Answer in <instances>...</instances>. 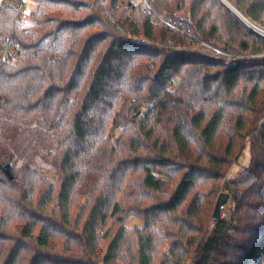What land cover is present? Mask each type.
<instances>
[{
	"label": "trees",
	"instance_id": "16d2710c",
	"mask_svg": "<svg viewBox=\"0 0 264 264\" xmlns=\"http://www.w3.org/2000/svg\"><path fill=\"white\" fill-rule=\"evenodd\" d=\"M31 1L27 34L0 4V119L55 149L41 170L0 150V264H264V38L235 12L264 30V0H147L231 67L133 0Z\"/></svg>",
	"mask_w": 264,
	"mask_h": 264
},
{
	"label": "rangeland",
	"instance_id": "374dc122",
	"mask_svg": "<svg viewBox=\"0 0 264 264\" xmlns=\"http://www.w3.org/2000/svg\"><path fill=\"white\" fill-rule=\"evenodd\" d=\"M3 0H0V4ZM135 4L140 3V0H133ZM27 8L28 11L26 14H29L30 11L37 10V4L30 1L27 2ZM236 11V10H235ZM236 14L240 17L242 21V26L246 31H254L256 32L253 27L251 26V23L243 17L239 12L236 11ZM185 15V14H180ZM28 17V16H27ZM256 26V25H255ZM258 30H261L264 32V30L260 29L259 27H255ZM257 33V32H256ZM264 38V37H263ZM120 130L115 131V135H119ZM54 142H53V134L49 132L46 129H43L41 127H37L35 125H31L30 128H26L24 125L15 123H8L2 119H0V150L1 153L16 154V160L12 164V166L16 169L20 168L23 165L31 164L38 169H42L41 162L37 159L35 153L37 150H54ZM250 147L247 144L246 149L244 150V153L240 157V159L235 162L227 172V174L224 177V182L227 183L230 179L236 178L241 171L247 169L250 167L251 162V154H250ZM7 166V165H6ZM4 168V167H3ZM46 173V170H44ZM4 169L0 170V179L4 178V175L6 173L4 172ZM48 177L56 181V172L52 171L48 173ZM230 199L226 203L224 207L221 208V212H223V218L229 217L231 215V210L234 207V204L232 202V197L230 195V192H226ZM223 193V194H226ZM108 225H111V221L108 223ZM126 227L132 231H135L137 228H143L144 223L141 218L138 216H131L127 223Z\"/></svg>",
	"mask_w": 264,
	"mask_h": 264
},
{
	"label": "built area",
	"instance_id": "2783aa9c",
	"mask_svg": "<svg viewBox=\"0 0 264 264\" xmlns=\"http://www.w3.org/2000/svg\"><path fill=\"white\" fill-rule=\"evenodd\" d=\"M31 0H3L2 5L6 6L7 8H13L16 11L17 14V20L20 25L21 31L23 34H27L31 28L34 27V23L31 22L30 13L26 14L28 11L27 8V2H30ZM139 5L142 6L143 12L145 14H150L154 17L155 21H160L163 24L166 25L168 31L170 34H176L179 33L183 35L185 45H177L176 49L182 50L184 49H196L197 47L201 48V50H204L206 52H209L214 58L216 59H223L225 62H227V65L231 67L234 64V61L237 60V58H244L239 56H234L225 52H221L215 47L210 46L209 44L201 43L198 41L197 38L190 33V31L183 26L182 22L175 21L171 18H158L154 12L150 4H148L147 0H140ZM28 16V17H27ZM2 53H3V60L5 61H15L16 58L22 54V49L17 46L16 43H7L2 47Z\"/></svg>",
	"mask_w": 264,
	"mask_h": 264
},
{
	"label": "water",
	"instance_id": "95a60500",
	"mask_svg": "<svg viewBox=\"0 0 264 264\" xmlns=\"http://www.w3.org/2000/svg\"><path fill=\"white\" fill-rule=\"evenodd\" d=\"M236 12V11H235ZM239 17V16H238ZM261 37H264L260 32L256 31ZM4 172L7 174V176L9 177V179L11 181L14 180V177H13V174L11 173L10 171V168L8 166H4ZM219 200L217 202V206H216V209H215V212H216V217H219L221 215V208L224 207L226 205V203L228 202V200L230 199L229 195L226 193V194H221L219 196Z\"/></svg>",
	"mask_w": 264,
	"mask_h": 264
},
{
	"label": "bare ground",
	"instance_id": "6f19581e",
	"mask_svg": "<svg viewBox=\"0 0 264 264\" xmlns=\"http://www.w3.org/2000/svg\"><path fill=\"white\" fill-rule=\"evenodd\" d=\"M251 26L253 27V29H254L255 31L260 32V33L264 36V32H262L261 30H258L257 28H255L256 26H255L254 24L251 23Z\"/></svg>",
	"mask_w": 264,
	"mask_h": 264
}]
</instances>
